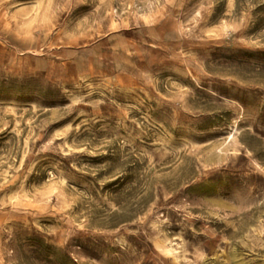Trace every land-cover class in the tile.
Listing matches in <instances>:
<instances>
[{"label":"rangeland","instance_id":"rangeland-1","mask_svg":"<svg viewBox=\"0 0 264 264\" xmlns=\"http://www.w3.org/2000/svg\"><path fill=\"white\" fill-rule=\"evenodd\" d=\"M0 264H264V0H0Z\"/></svg>","mask_w":264,"mask_h":264}]
</instances>
